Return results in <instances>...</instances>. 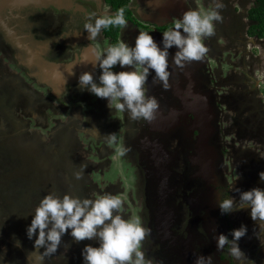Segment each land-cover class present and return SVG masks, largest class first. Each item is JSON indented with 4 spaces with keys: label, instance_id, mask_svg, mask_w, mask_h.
<instances>
[{
    "label": "rangeland",
    "instance_id": "1",
    "mask_svg": "<svg viewBox=\"0 0 264 264\" xmlns=\"http://www.w3.org/2000/svg\"><path fill=\"white\" fill-rule=\"evenodd\" d=\"M185 2L188 8L192 9V4H195L198 10L203 11L215 9L217 3L222 4L218 10L222 19L214 22V35L204 38L208 49L207 53L201 60L190 62L188 66L192 70H197V76L201 77L204 82L199 89L201 93L209 95L212 99L218 115L215 125L219 126L218 138L214 144L220 149V154L227 158H224L220 164V173L226 175L228 182L233 180L230 186V195L238 199L239 193L233 191V188L249 190L257 186L264 187V182H261L259 178V173L264 171V158H261V155L264 154V41L252 40L248 34V12L255 5V0H185ZM97 4V1L91 0L89 11H97ZM183 4L184 2L176 6L179 10L165 8L162 11L163 15L167 18L171 16L175 20L180 19L187 11ZM99 5L107 8L104 1H100ZM4 7L5 5L0 2V9L5 14ZM146 10L149 13H155L148 7ZM162 18L164 19V16ZM60 23L62 24V21ZM163 23H167V21ZM37 31L53 34L50 28H39ZM61 31L64 29L59 32ZM93 42L101 52L106 48L101 32ZM90 48V46L86 49L83 48V51ZM6 52L7 54H5ZM8 52L10 50L6 49L5 43L0 38V80L2 81L6 75H17V70L21 71L16 65L18 62ZM59 53L70 58L65 47L57 50V54ZM113 70L120 71L122 69L117 65ZM23 72V80L18 79L20 89L23 90L18 110L34 127L40 129L41 126L43 132H45L43 127L46 125L48 129L62 126L65 133L71 131L74 136L80 139L71 153L74 156L75 166L85 172L84 178L89 182L87 194L92 196L93 193L107 192L118 195L124 201L125 214L138 215L142 218L143 223L149 219L144 208L138 203L141 202L140 197L144 195L142 182H140L144 174L139 169L140 166L137 165L139 162L137 152L129 144L132 137L138 136L132 130L141 125L140 119L134 120L127 112L110 109L107 99L99 98L87 90L81 94L67 91L66 95L56 97L51 87L38 81L28 71L24 70ZM14 78L17 79V77ZM10 86L4 87V90L6 88L5 92L16 94L9 89ZM162 101V99L158 100V105L162 104ZM48 102L55 107L47 104ZM171 102H174L173 98H171ZM76 111L84 116L83 122L75 119L79 117L77 113L76 117H72L74 116L72 113L75 114ZM91 112L102 123L106 119L107 128L113 132V142H100L99 138L93 140L78 131L77 126L84 123L90 125L87 118ZM119 130L123 131L122 134ZM179 135L181 133H178ZM181 137L184 139L185 133ZM13 138L18 140L16 136ZM13 138L11 141H14ZM23 139L27 138L23 137ZM8 144L13 143L8 142ZM171 145L172 150L173 146L178 149L179 144L172 143ZM100 147L101 149L106 147L109 154L104 155L100 151ZM10 149L11 153L8 158L13 160L17 150L12 147ZM60 149L64 150L63 146ZM226 150L228 151L227 155ZM11 168L10 162H5L3 158L0 159V194L6 191L8 199L10 197L12 202L14 200L11 209L2 199L0 200V258H3L4 264H20L19 260L25 257L24 249L30 250L34 247V240L27 237L28 224H22L20 220L16 222V217L31 214V209L34 211L37 206L35 201L38 204L48 192L57 191V194L62 195L71 189L68 183L70 180L68 181L66 176L60 178L57 172L55 176H57L58 182L51 186L52 189L50 186H45V183L40 185L22 181L21 184L17 182L14 185V180L8 183L3 179L2 173L3 170H11ZM237 175L239 178L236 180ZM70 179L74 181L75 175L71 174ZM14 187L15 190L10 192V189ZM14 192H16V196L15 194L10 195ZM239 213V215L235 214V218L239 222H245L248 228L246 236L242 237L239 242L241 249L245 252L241 264H264V246L260 243L261 240H264V228L260 223L251 228L254 221L249 212L241 210ZM30 217L32 220L31 215ZM149 220L151 221V219ZM17 225L21 226L20 232H15ZM249 233L253 234L252 238L249 237ZM259 236H261V240L255 242ZM16 240L21 242L20 247L13 244ZM90 242L96 243V241ZM82 246V242L77 243L72 240V246L62 253L67 258L68 264L74 263L77 251ZM234 261L235 264H240L236 259Z\"/></svg>",
    "mask_w": 264,
    "mask_h": 264
},
{
    "label": "flooded vegetation",
    "instance_id": "2",
    "mask_svg": "<svg viewBox=\"0 0 264 264\" xmlns=\"http://www.w3.org/2000/svg\"><path fill=\"white\" fill-rule=\"evenodd\" d=\"M15 1L17 0H7L8 4L4 7L6 12L12 13L16 7L11 5ZM18 1L20 2V5H22V2L20 0ZM52 1L53 3L50 5H42L43 8L42 6L31 4L23 5L21 7L22 9L18 7V9L22 12L21 21L19 20V22L21 27L24 28L26 35L29 36L32 34L36 40H44L43 43L49 44V48L51 50L48 51V48L46 47V52L49 53L47 57L51 64L59 66L63 63H71L70 65H72L78 58H80V56L82 57L84 52L83 48L86 49L89 46L93 48L96 47V50L100 51L97 48L96 43L93 42L94 40H89V33L86 29H84V25L86 22H89L88 17L93 13L114 14L116 12L108 0H93L98 2L96 5L97 11L94 12L89 11L91 8L89 6L91 0ZM100 1H104L107 8H104L105 6L100 7ZM152 1L157 3L156 6L150 4ZM183 2H185V0H179L174 3L175 5H173V0H132L130 3L132 16L127 20V27L121 26L118 38L115 39L113 36L106 34V29L101 30L106 47L116 44L120 40L134 45L135 38L141 31L150 32L154 40L156 38V41L160 43L162 41L161 35L163 34V31L172 28L174 26V22L176 21L171 16H168L169 19L165 17L162 11L165 8L179 10L176 6H179L180 3ZM147 7L151 11H155V13H149L146 10ZM192 7V9L198 10V7L195 4H192ZM19 10L15 9V12ZM162 16H164V19ZM11 21L12 24L17 23L16 20ZM60 21H62V24ZM165 21H167V23H163ZM47 24H50L51 26ZM39 28H50L51 31H53V34H45L47 32L39 33L37 31ZM62 29H64V31L59 32ZM249 37L252 40L259 39L256 37ZM0 38H2L5 43L6 49L10 50L8 54L11 53L14 59L18 62L16 65L21 69V71L19 69L17 70V75L8 74L5 76L3 81L0 80V109H4L8 124L6 126L4 125V128L0 129V133L2 134L1 136H19L25 129L26 125L24 121H29L23 116L22 112L18 110L19 102L21 101L23 95V90L20 89L19 80H23L24 70L32 74L38 81L51 87L56 97L65 95L67 91L75 94H81L86 91L81 90L79 86V72L75 71L72 76L70 75L69 82L63 87L65 91L59 92L55 86H52L44 81V76H40L38 74L39 70L34 65H28L25 61L24 63L20 61V55L18 52L11 48L12 42L9 37H7V35L1 30ZM26 42L30 41L26 40ZM63 47L68 50L69 59L71 60L62 56L61 53L57 54V50H60ZM172 53L173 54L171 56H174V49L172 50ZM5 54H7V52ZM194 62L196 61H192V63ZM189 63L190 62H186L187 65ZM200 64L202 65V63ZM176 65L177 64L172 60L170 63V72L174 77L172 78L173 81L172 79L170 81L168 80L167 88H165L158 80H156V86L152 88L150 80L154 77V73L149 76L146 84L148 95L154 96L158 100H163L162 104H159L158 109L163 115L167 116L170 115L173 109L182 108L181 97L183 98L188 95L191 99H193L197 96V94H201L202 96H206L212 100L209 95L201 93V90H199L204 82L201 77L197 76V70L187 68L186 71H180L179 68H176ZM14 70L16 69L14 68ZM92 72L94 77L98 78L101 73V69L97 66ZM175 72H177V74ZM192 72H194V75ZM14 77H17V79ZM169 78H171L170 74ZM6 85H12L9 89L14 91L16 94L5 92L6 88L4 90V87ZM191 88H193V90H191ZM171 98H173L175 103L171 102ZM47 104L55 107L52 103L48 102ZM76 113L77 115L79 114L78 118L76 117ZM35 116L38 117V115ZM20 117L23 120H21ZM72 117H76L75 119L78 121H84V116L78 111H76ZM87 119L89 120L90 125L88 126V124L84 123L81 126H77L79 132L84 133L93 140L95 138H99L100 142L105 141L111 143L114 141L113 132L107 128L106 119H104V122L102 123L92 112L88 115ZM139 121H141V125L132 130V132L138 136L132 137L129 140V144L135 152H137V160L139 161L137 165L140 166L139 169L142 170L144 174V176L140 179L144 195L140 197L141 202L138 203L139 206L144 208L145 214L148 215V218L151 219V221L146 219L144 222V225L146 224V229H148L147 235L142 241V248L145 251L146 259L150 260L151 264H195V259L198 255L211 254L213 257V264H235V258L229 254L227 247L222 251L217 250L215 237L219 233L228 234L230 236L231 229L238 228L241 224H245V222H239L238 219L235 218V214L239 215L240 211L222 215L218 206V202L222 198L230 196V186L233 180L228 182L226 175L220 173V167L217 172L216 179L211 181L198 175L200 165L195 162V156L198 153L196 142L199 132H194L193 130L195 124L194 113L190 112L188 117L181 115L179 126L173 127L172 130H170V133H163L162 128L164 127L154 124L153 119L146 120L141 118ZM30 126L33 127L31 123ZM46 126L43 127L45 128V132H43L40 126L41 132L44 133V136H46L43 142L48 145L47 147L50 149H58L60 145H62L67 158L74 162V156L71 152L74 151L75 145L78 141L75 143L74 141H71L72 146L65 147L64 140L58 137V135L54 132V129H57L60 133L63 130L62 126L59 127L62 129H48ZM94 126L103 130L102 136L96 137L91 133V129L94 128ZM119 131L120 134H122L121 132L123 131ZM178 133H181V135L185 133V138L182 139L181 135L178 136ZM144 136H150L152 140H158L159 142L165 141L168 146L165 151L168 152L170 157H172L169 161L170 165L167 166L169 170L165 171L163 174V176H167L169 179V187H165L166 190L162 193H159V188H162V186H160V182L158 180L156 181L152 176L156 167L153 166L149 160H147V157L141 158V153L135 144L136 140L138 141L137 138H144ZM66 141L68 142L67 139ZM172 143L179 144L178 149H175L173 146L174 149L172 150ZM100 151L103 152L104 155L109 154L106 147H103L102 149L100 147ZM227 153L228 151L226 150V155ZM224 158L225 157L221 155L219 166L223 162ZM21 163H23V161H21ZM167 163L168 159H166V164ZM76 172H82L84 178L85 172L83 170L76 169L75 165H73V167L65 165L57 171L60 178L63 176L69 177L71 174H75ZM9 176L10 177L8 179L4 178L8 183L13 179L31 182L30 179H25V177L17 178L16 171L11 172ZM84 179L73 181L74 184L72 183L70 186L72 191L70 190L69 192L73 194L75 191L78 193L81 190V193L87 194L89 182ZM225 182L229 184L226 185ZM131 202L130 204L132 205L133 202ZM258 223L260 222H252L251 228L256 226ZM66 236L71 239L70 234H66ZM249 237L252 238L253 234L249 233ZM256 239L257 240H255V242L260 241L261 236H259V239ZM86 244L96 245L95 242L84 240L82 242V248L77 251L76 259H74L76 264H83V257L81 256V259L78 258V253H81V250Z\"/></svg>",
    "mask_w": 264,
    "mask_h": 264
},
{
    "label": "clouds",
    "instance_id": "3",
    "mask_svg": "<svg viewBox=\"0 0 264 264\" xmlns=\"http://www.w3.org/2000/svg\"><path fill=\"white\" fill-rule=\"evenodd\" d=\"M221 7L222 4L217 3L215 9L208 11H185L172 28L163 31L160 43L154 40L150 32L141 31L134 45L120 40L102 52L96 51L92 65L94 68L98 66L101 73L98 78L90 71L81 73V90L107 99L110 109L127 112L134 120H151L159 105L156 97L147 94L149 76L155 73L154 80L167 88L169 49L173 46L177 51L172 59L178 66L201 60L208 51L204 38L214 35V22L222 19L218 11ZM88 21L84 29L89 33V40H94L102 29L127 27L123 8L114 14L93 13ZM117 65L122 70L114 71ZM70 74H74L73 71ZM261 158H264V154ZM74 175L80 179L82 172ZM238 178L237 175L236 180ZM259 178L264 182V171L259 173ZM233 191L239 193L238 199L230 195L218 202L221 214L247 210L251 219L260 222L264 228V187L249 190L233 188ZM123 209L124 201L112 193H93L92 196L81 197L71 192L60 195L51 191L41 198L31 213L32 220L26 234L28 239L34 240L36 250L33 252L39 254L41 261L45 256L55 254L61 246L62 237L70 234L77 243L96 241L95 246L86 244L81 250L83 264H151L142 248L148 229L140 216L127 215ZM247 232V225L241 224L230 230V236L217 234V250L222 251L227 247L229 254L242 262L245 252L239 242ZM260 243L264 246V240ZM15 246L20 247L21 242L16 240ZM40 248L44 249L43 253L39 252ZM24 251H27L26 248ZM0 264H4L3 258H0ZM195 264H213V257L211 254H200Z\"/></svg>",
    "mask_w": 264,
    "mask_h": 264
},
{
    "label": "crops",
    "instance_id": "4",
    "mask_svg": "<svg viewBox=\"0 0 264 264\" xmlns=\"http://www.w3.org/2000/svg\"><path fill=\"white\" fill-rule=\"evenodd\" d=\"M179 0H173L174 3ZM5 6H7V0H0ZM153 6H156V2L152 1L150 3ZM14 8L12 13H8L5 11V14L0 9V30L9 37L11 43V48L15 49L16 52H18L19 59L22 63L28 64V65H34L39 71L38 74L41 76H44V81L46 83L51 84L52 86H55L56 89L60 92H64L65 89L63 87L65 84L69 82L70 75V64L63 63L59 66H54L51 64V62L48 59V52H46V47L48 48V51L51 49L49 48V44L43 43L44 40H36L32 34L29 36L26 35L24 32V28L21 27V24L19 20L21 21V15L22 9L18 2H13L11 5ZM184 8H188L187 4L184 2L183 4ZM12 7V8H13ZM15 9L19 10L15 12ZM11 20H16V24H12ZM31 36V37H30ZM30 37V38H29ZM23 40V42H22ZM25 40V43H24ZM26 40H29L30 42H26ZM93 48V47H91ZM95 53L96 49L93 48ZM176 52V51H175ZM175 55V54H174ZM70 65V66H69ZM69 66V67H68ZM15 68V67H14ZM94 68V67H93ZM176 68H179L180 71H186L189 66L184 64L183 67L176 65ZM189 72V71H188ZM177 74V72H175ZM194 75V72H192ZM22 76V75H20ZM80 76V73H79ZM8 114V112H7ZM74 115V113H72ZM21 118V117H20ZM21 120H23L21 118ZM25 122V129L22 131V133L19 136H16L18 140H15L13 136L9 137L7 136H1L0 133V150L5 151L8 155L11 153V149L15 148L17 150V153L13 159V162L15 163L14 167H12L11 172L16 171L17 177H25V179H30L31 182L34 184H40L45 183V186H54V183L58 181L57 176H55V173L60 170L62 166L67 165L68 167H73L75 165V161L69 160L67 158L66 153L64 150L60 149L62 145L58 149H50L48 148L43 141L46 136H44V133L41 132V130L38 127H31L29 121ZM8 125L7 119L5 117V111L4 109H0V129L4 128L3 126ZM8 127V126H7ZM72 128V127H71ZM62 129V128H59ZM91 133L95 135L96 137L102 136V129L97 128L94 126V128L91 129ZM2 132V130H1ZM54 132L58 137L64 140V146H72L71 141H79L77 136H74L71 131L68 133H65L63 130L59 133V130L54 129ZM23 137L27 139H23ZM11 138L14 139V141H11ZM10 139V140H7ZM68 140V142L66 141ZM8 142H12L13 144H8ZM73 143V145H74ZM10 146V147H9ZM60 157V158H59ZM23 161V163H21ZM19 162V163H18ZM21 163V165H20ZM77 169V167L75 166ZM68 183L71 184L73 181L70 179V176L68 177ZM83 180V175L81 178ZM78 179L75 177L74 181H77ZM74 184V183H73ZM43 185V186H44ZM72 191V190H71ZM57 192V191H55ZM73 195H81V190L77 193H73ZM35 204L37 205V202L35 201ZM65 239H63L61 243V247L58 248L57 252L55 254L49 255L52 258L56 256V258L61 256V252H64L63 248V242ZM60 253V254H59ZM58 262V261H57ZM60 264V262H58ZM76 261L73 263L75 264ZM62 264H68V260H64Z\"/></svg>",
    "mask_w": 264,
    "mask_h": 264
},
{
    "label": "water",
    "instance_id": "5",
    "mask_svg": "<svg viewBox=\"0 0 264 264\" xmlns=\"http://www.w3.org/2000/svg\"><path fill=\"white\" fill-rule=\"evenodd\" d=\"M22 2V5H20V2L17 0L16 2L19 3L20 7H22L25 4H31V5H50L53 3L52 0H20ZM60 2V1H59ZM177 51L176 47L173 46L171 49H169V74L171 78H168L170 81L174 76H172V73L170 72V63L173 60L172 59V50ZM95 61V51L93 48H90L89 50L85 51L82 54V57L78 58L71 66H70V73L73 71H77L80 74L85 71H93V65L92 62ZM155 76V73L153 74ZM173 81V79H172ZM150 84L152 85V88L156 86V80H154V77L151 78ZM193 90V88H191ZM196 92V91H194ZM182 100V108L180 109H173L170 113V115H163L159 109H157L153 116V123L157 124L158 126H162V132L163 133H170V130H172L173 127L179 126L180 124V117L181 115H184L185 117H188L190 112H193L195 115V124H194V132L198 131V139H197V155L195 156V162L200 165V170L198 172L199 176H202L208 180L216 179L217 172L219 170V163H220V150L218 146H215L213 144V141L216 139L218 135L219 128L217 125H215V121L218 118V115L215 111V108L213 106L212 100H210L206 96H202L201 94H197L193 99L190 98V96H184L181 97ZM183 109V110H182ZM136 140V146L138 150L141 153V158L147 157V160H149L153 166H155V170L153 172V178L160 182V186L162 188H159V193H162L165 191V187H169V179L167 176H163L165 171L169 170L167 167L170 165L169 161L172 159L168 152H166L167 144L165 141L159 142L158 140H152V138L149 136H144V138H137ZM166 159H168V163L166 164ZM168 182V183H167ZM81 197H88L87 194L81 193ZM31 212L33 210L31 209ZM31 214H28L27 216H19L18 220L22 224H30L31 223ZM32 216V215H31ZM17 222V221H16ZM21 226L17 225L15 228V232H20ZM2 237V236H1ZM63 242V248L68 247L70 244V247L72 246L73 238L71 239L67 238L66 234L62 237ZM84 241V240H83ZM80 241V242H83ZM15 244V241L13 242ZM61 247V246H60ZM36 249L34 247L30 248V250H27L25 252L24 259L19 260L20 264H53V258L51 256H45L43 260L41 261L39 258V254L37 252H33ZM66 251V249H63ZM44 249L40 248L39 252L43 253ZM82 254L78 253V258L81 259ZM1 257V256H0ZM75 262V260H74ZM76 264V263H75Z\"/></svg>",
    "mask_w": 264,
    "mask_h": 264
},
{
    "label": "trees",
    "instance_id": "6",
    "mask_svg": "<svg viewBox=\"0 0 264 264\" xmlns=\"http://www.w3.org/2000/svg\"><path fill=\"white\" fill-rule=\"evenodd\" d=\"M131 1L132 0H108L110 5L113 7L114 11L117 12L121 8H123L125 10L126 20L130 19L132 16V11L130 9ZM248 18L250 20V24H249V28H248L249 36L256 37V38L262 39L264 41V0H255V5L248 12ZM120 28H121V26H111L109 28H106V34L111 35L116 39V38H118ZM0 155H1L0 159L1 158L5 159V162H10L11 166L14 167L15 163L13 162V160L8 158V154L5 153V151L0 150ZM3 171H4L2 173L4 176L3 179L4 178L8 179L10 177L9 175L11 174V170L5 169ZM19 178H21V177H19ZM17 182L21 184L22 180H19V181L14 180V185H16ZM7 187H9V186H7ZM14 190H15V187L13 189H10V192H12ZM5 192L0 194V200L2 199L4 201V203L8 206V208L11 209L14 200L12 202V198L9 197V199L11 200V203L9 204L8 193H5ZM12 194H15V196H16V192L10 193V195H12ZM1 195H3V196H1ZM15 196H13V197H15ZM7 201H8V203H7ZM29 204H30V202H29ZM17 220H18V218L16 217V221ZM69 247H70V244L68 245V247H66L64 249H67ZM62 253L63 252H61V255H62ZM66 259L67 258L64 257L63 255H62V257L60 256L59 259H58V257L56 258V256H54L52 262H53V264H59L58 262L62 263Z\"/></svg>",
    "mask_w": 264,
    "mask_h": 264
}]
</instances>
